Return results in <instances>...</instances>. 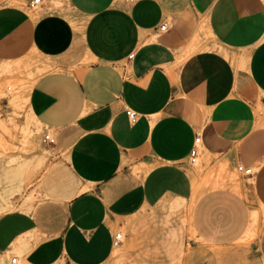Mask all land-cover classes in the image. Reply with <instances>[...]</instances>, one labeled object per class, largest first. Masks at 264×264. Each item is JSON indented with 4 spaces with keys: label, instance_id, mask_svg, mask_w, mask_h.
<instances>
[{
    "label": "crops",
    "instance_id": "1",
    "mask_svg": "<svg viewBox=\"0 0 264 264\" xmlns=\"http://www.w3.org/2000/svg\"><path fill=\"white\" fill-rule=\"evenodd\" d=\"M30 1L0 0V62L44 59L29 113L65 159L55 154L47 197L0 215V264H106L123 244L110 223L190 198L193 149L251 168L264 212L259 0Z\"/></svg>",
    "mask_w": 264,
    "mask_h": 264
},
{
    "label": "rangeland",
    "instance_id": "2",
    "mask_svg": "<svg viewBox=\"0 0 264 264\" xmlns=\"http://www.w3.org/2000/svg\"><path fill=\"white\" fill-rule=\"evenodd\" d=\"M259 1L264 10V0ZM30 56L34 63L28 66L26 59L24 64L31 68L25 71L9 72V66L0 62V215L13 209L14 204L33 206L47 197L40 196L38 190L55 164V154L65 159L63 150L51 152L50 145L43 141L49 136L55 143V132L38 126L29 117L28 86L31 88L41 74L31 81L27 77L33 74L28 70L44 63L39 55ZM28 133L34 134L32 145L27 141ZM224 157L205 158L198 151L194 163L190 158L184 163L185 172L188 175L190 169L201 165L198 179L202 182ZM227 159L232 178H212L191 211L187 207L190 198H171L131 218L110 223L123 244L116 247L106 264H157L159 259L169 264H245V255L248 264H264V212L251 197L249 185L253 180L238 171L236 162Z\"/></svg>",
    "mask_w": 264,
    "mask_h": 264
},
{
    "label": "bare ground",
    "instance_id": "3",
    "mask_svg": "<svg viewBox=\"0 0 264 264\" xmlns=\"http://www.w3.org/2000/svg\"><path fill=\"white\" fill-rule=\"evenodd\" d=\"M28 57H31V56H28ZM30 59V58H29ZM44 60V59H43ZM24 61V60H23ZM5 65H8L9 68L8 70H11L9 72H12V71H23V65H22V61L19 60V61H15V62H9V63H3ZM24 64V63H23ZM45 64V63H44ZM3 68V67H2ZM25 68V67H24ZM30 68V67H28ZM4 69V68H3ZM40 68H38L37 70L35 69L33 72H37L39 70V72L42 74V72L44 71L45 72V69L42 71L40 70ZM48 69V68H47ZM46 69V70H47ZM25 71V70H24ZM29 73L31 72L30 70H28ZM42 71V72H41ZM7 72V71H6ZM35 74L32 73L33 75H28L27 79H30L32 81V78L33 80H35L37 77H38V74ZM2 73V72H1ZM5 73V71H4ZM13 73V72H12ZM28 73V74H29ZM39 73V75H40ZM3 74V73H2ZM26 79V80H27ZM26 81H24V84H28V83H25ZM29 88V92H30V87L28 86ZM29 114V117L30 119H32V121L34 123H36L38 125V123L33 119L32 115ZM41 126V125H40ZM27 132V131H26ZM27 141L28 143H30L31 145L33 144L34 142V134L33 133H28L27 134ZM205 155V154H204ZM207 155V154H206ZM228 160V159H227ZM200 169H201V165H198L196 166L194 169H190L188 171V176H189V180L191 182V186H192V192H191V196H190V201H189V205L187 206L188 207V210L191 211V208H192V205L193 203L204 193L208 190V183L211 181L212 178H214L216 175L218 176H221V178H223L224 180L227 179V178H232V175L230 174L229 172V169H228V161H226V159H223L221 160L217 167L214 168V170H211L208 171L210 172L209 174H207L203 181L200 182L199 181V177H200ZM203 173V172H202ZM202 175V174H201ZM214 180V179H213ZM217 180V179H215ZM217 182V181H215ZM220 187V186H219Z\"/></svg>",
    "mask_w": 264,
    "mask_h": 264
},
{
    "label": "built area",
    "instance_id": "4",
    "mask_svg": "<svg viewBox=\"0 0 264 264\" xmlns=\"http://www.w3.org/2000/svg\"><path fill=\"white\" fill-rule=\"evenodd\" d=\"M41 3V0H31L28 3V7L29 8H35L37 7L39 4ZM166 29L165 25H161L160 26V30L164 31ZM263 38H264V32H263ZM127 115L128 117L133 120L135 118V114L133 112L127 111ZM44 143L48 144V145H53L54 144V140L52 138H50L49 136H45L44 137ZM200 138L199 136H197L194 140V144L197 145L199 144ZM196 159V150H191L190 152V162L194 163ZM238 171H240L244 176L246 177H251L253 172L251 170V168L249 167H242V166H238ZM121 235L119 233L115 234V241L118 242L120 240ZM7 264H18V261L16 258H10L7 262Z\"/></svg>",
    "mask_w": 264,
    "mask_h": 264
}]
</instances>
